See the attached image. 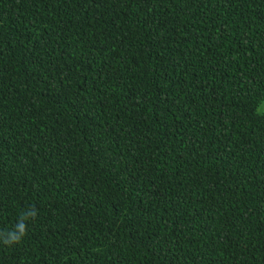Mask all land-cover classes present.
Returning <instances> with one entry per match:
<instances>
[{"label":"trees","instance_id":"obj_1","mask_svg":"<svg viewBox=\"0 0 264 264\" xmlns=\"http://www.w3.org/2000/svg\"><path fill=\"white\" fill-rule=\"evenodd\" d=\"M0 264H264V0H0Z\"/></svg>","mask_w":264,"mask_h":264},{"label":"clouds","instance_id":"obj_2","mask_svg":"<svg viewBox=\"0 0 264 264\" xmlns=\"http://www.w3.org/2000/svg\"><path fill=\"white\" fill-rule=\"evenodd\" d=\"M38 215L37 209L33 206L20 214L19 221L7 232H0V242L4 245L11 246L22 241L27 234V221L34 220Z\"/></svg>","mask_w":264,"mask_h":264}]
</instances>
